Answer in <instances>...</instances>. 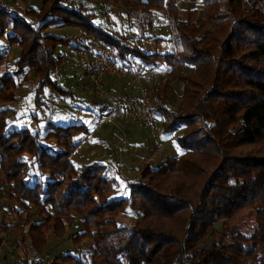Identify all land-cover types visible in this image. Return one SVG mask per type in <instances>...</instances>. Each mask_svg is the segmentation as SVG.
<instances>
[{"label":"trees","instance_id":"trees-1","mask_svg":"<svg viewBox=\"0 0 264 264\" xmlns=\"http://www.w3.org/2000/svg\"><path fill=\"white\" fill-rule=\"evenodd\" d=\"M64 1L44 0L40 10L26 12L39 30L0 11V35L9 31L21 48L17 75L28 67L41 85L58 88L54 53L64 40L46 29L59 25L80 27L124 59L165 64L157 122L179 154L157 167L145 163L140 180L128 182L129 196L115 199L109 166L72 160L89 133L84 125L56 126L44 136L6 133L3 105L16 100L18 80L0 75V170L8 199L18 206L12 211L25 213L27 238L20 237L33 254L28 263L88 264L72 248L52 252V243L68 238L77 252L92 244L90 264H264V0H201L202 15L195 8L183 18L178 0H98L129 14L163 13L175 46L167 54L130 46L128 38L97 26L95 14ZM176 82L181 104L173 111L168 99ZM246 209L255 215L250 235L237 227ZM129 210L140 219L125 225L120 216Z\"/></svg>","mask_w":264,"mask_h":264},{"label":"rangeland","instance_id":"rangeland-1","mask_svg":"<svg viewBox=\"0 0 264 264\" xmlns=\"http://www.w3.org/2000/svg\"><path fill=\"white\" fill-rule=\"evenodd\" d=\"M23 1L24 0H16L15 3H17L18 7L21 9H28ZM31 1L33 2V6L41 8L44 0ZM69 1L70 0H65L64 5L69 4ZM91 1L98 2L97 4H93V11L98 14L94 22L98 25L106 21L108 23L113 22V27L118 24L116 28H118L119 31L116 32V36L125 38H127L125 35L133 36V39L136 41L142 37L143 34L151 35V39H146L144 41L138 40L137 42L128 38L127 43L130 46L137 49L139 48L146 53L155 52L167 54L175 52V46L172 40V29L163 13L154 14L155 16H146L138 12L129 14L126 9L113 5L112 3L110 5V2L103 3L98 0ZM5 2L10 5V7L19 11L21 15H23V18L32 24L33 27H36L38 30L40 29L38 27V20H36L35 17L29 16L26 14L27 11H21V9L15 7V3L12 2L11 4L7 0H5ZM178 4L181 10L180 16L182 18L185 17L188 11L195 8H197L200 15H202L203 3L201 0H178ZM86 6V8H92V6L88 7L87 4ZM101 12L102 14H100ZM116 18H118L117 22H114L113 20ZM147 20L152 24L150 28L149 24H147ZM12 25L13 23L11 22L8 24V27L11 28ZM8 32L9 31H5L4 34L0 35V45L5 48V50L0 52V55L5 57L2 58V61L0 60L2 63L0 75L4 73L15 74L18 80V89L16 91V100L3 105V107L9 111L6 115V133L28 130L31 134L40 132V135L44 136L49 131H53L56 126L66 127L75 123L83 124L89 131V133L83 137V142L86 141L85 143L89 145L81 144L82 147L75 151L79 156L74 155V153L73 161L81 166L93 162H100L109 166L112 169L111 176L115 179L117 184L112 194L115 199L129 196L130 189L128 188V182H137L140 180V169L145 163L149 162L157 167L165 162L167 157L179 154V147L175 139H170L163 143L160 151L156 149L157 146L155 145H153L151 152H149L147 148L143 151L136 152L132 149V145L135 144L137 140L142 143L147 142L148 145V132L146 128H149L152 133L154 132V135H157L161 130L160 123H158V125L155 123L153 126H150L141 120L116 119L109 126H104L101 130H96L94 118L101 114L100 107L102 103L100 101L109 108L115 101H128L130 98H136V93L131 92L130 89L126 87V96H124L123 93L118 96V99H114V94L112 95L107 92L105 86L102 87L103 93H101V95L97 94L92 86H89V94L79 87V75H83L84 78L88 79L84 75L81 63V57L84 53L83 50L94 45L91 36L87 34L83 35V31L80 27L76 25H59L46 29L48 34L55 35L64 40L56 46L54 53L56 59H60V63L52 76V81L57 84L58 88L52 85H41V81L34 77V73H32L28 67L21 75H17L18 66L16 63L20 59L21 48L17 42H10L11 40L7 35ZM82 43H84L83 48L81 47V49H78L77 47H80ZM135 66L141 71L144 80H146H142L141 82L143 87H147L150 97L157 99L158 104H160L156 89L162 90L166 88L168 81L167 77L157 76L156 72L160 70L158 66L150 67L149 69H152L155 73L154 76H148V74L145 73L148 68H143L141 60L137 58L135 59ZM118 79L126 84L125 79ZM148 84L150 85L148 86ZM173 85L175 91L168 99L169 109L177 111L181 104L180 96L182 92L177 82ZM90 122L92 123L91 127ZM121 122L136 124H132L126 129H117L113 127V125L116 124H120L121 127ZM112 133H115L116 136H112ZM127 138L129 139L130 145L127 150L129 151L132 147L130 152L133 153L131 154L122 153L127 144ZM157 139L160 138L157 137ZM9 189L10 185L0 170V239H3V243L0 244V264H29L27 260L31 261L33 254L29 250V242L22 241L24 237L22 240L20 237V235H26V227L23 226L25 213L22 212L17 215L12 211V208L16 210L18 206L8 199ZM137 219H140V214L132 211L130 212V210L126 214L120 216L121 223L125 225H129ZM238 221L237 227L242 233L250 235L254 231L256 224L255 215L251 209H246L241 212ZM70 235L71 232L69 233V237ZM25 237L27 238V236ZM51 247L53 249L52 252L55 253L62 251L66 252L69 248H72L70 252L82 257L88 264L92 262V253L90 252L92 244L90 243L85 244L78 252L75 247L71 245L68 238H65L64 241L59 244L52 243ZM48 258L50 259L51 257Z\"/></svg>","mask_w":264,"mask_h":264},{"label":"built area","instance_id":"built-area-1","mask_svg":"<svg viewBox=\"0 0 264 264\" xmlns=\"http://www.w3.org/2000/svg\"><path fill=\"white\" fill-rule=\"evenodd\" d=\"M0 11L11 17L23 18V15L10 7L5 0H0ZM95 45L83 50L84 53L81 57L84 75L88 78L87 80L95 92L100 95L103 93L102 87L105 86L106 79L122 78L126 80V87L131 92L136 93V98H130L131 100L128 101H115L101 116L94 118L96 127L102 128L110 125L116 119L141 120L153 126L157 118L159 104L157 99L150 97L149 89L143 87L141 82L146 80L135 66V58L129 56L124 59L118 50L111 46H104L99 52H96L94 50Z\"/></svg>","mask_w":264,"mask_h":264},{"label":"crops","instance_id":"crops-1","mask_svg":"<svg viewBox=\"0 0 264 264\" xmlns=\"http://www.w3.org/2000/svg\"><path fill=\"white\" fill-rule=\"evenodd\" d=\"M8 2H10L11 4H12V2L13 3H15L16 2V0H7ZM24 2V5L26 6V7H28V9H21V8H19L18 7V4L17 3H15V7H18L19 9H21V11L23 10V11H29L30 9H34V10H40L41 8H36L35 6H33L32 5V1L31 0H24L23 1ZM65 3V1L63 2V4ZM98 2L97 1H95V2H93V1H91V0H70L69 1V4H67V5H65V6H67L68 8H70V9H79L80 11H82L83 13H87V14H95L96 15V17L98 16V14L97 13H95L94 11H93V4H97ZM86 4L88 5V7H91L92 6V8H86L87 6H86ZM110 5H111V3H110ZM92 11V12H91ZM100 14H102V12L100 13ZM101 18V17H100ZM101 19H103V18H101ZM117 19L118 18H116V19H114L113 21L114 22H117ZM106 21V20H105ZM148 21V20H147ZM167 22H168V20H167ZM95 23V22H94ZM96 24V23H95ZM147 24H149V28L152 26V24H151V22H149L148 21V23ZM97 26H99V27H101V28H103L104 30H106V31H108V32H111V33H114L115 35H116V32H118L119 30H118V28H116L117 26H118V24H116L115 25V27H113L112 25H113V22H102V24L101 25H98V24H96ZM148 28V29H149ZM83 33V32H82ZM83 35H85L84 33H83ZM127 38H129V39H131V40H134L133 39V36H127V35H125ZM92 39H93V42H94V50L96 51V52H99V50L101 49V48H103L105 45H101L99 42H97L93 37H91ZM146 39H151V35H148V34H143L142 35V37H140L139 39H137L135 42H137L138 40H140V41H144V40H146ZM83 46H84V43H82V45L80 46V47H77L78 49H81V47L83 48ZM142 67L144 68H148L146 71H145V73L146 74H148V76H154V71L151 69H149L150 67H148V66H146L145 64H143L142 63ZM158 67H159V71L158 72H156L157 73V76H159V77H165L166 76V73H167V67H166V65L165 64H160V65H158ZM157 67V68H158ZM150 74V75H149ZM105 90L107 91V92H109L110 94H114V99H118V96H120L121 94H123L124 93V96H126V90H125V88H126V84H125V82H122V81H120V79H118V78H108V79H106V82H105ZM78 85H79V87L84 91V92H87L88 94H89V90H90V85H89V82H88V80L86 79V78H84V76L83 75H79V80H78ZM101 103H102V105H101V107H100V111H101V114L99 115V116H101L107 109H108V107L102 102V101H100ZM131 123V122H130ZM155 123H157V125H158V123L159 122H157V120L155 121ZM81 124V123H80ZM132 124H136V123H132ZM132 124H128L127 122H121V127H120V124H116V125H113V127L114 128H117V129H120V128H124V129H126V128H128V127H130V125H132ZM83 125V124H82ZM91 125H92V123L90 122V127H91ZM106 126H109V125H106ZM105 126V127H106ZM104 127H102V128H97L96 127V130H101V129H103ZM146 130H147V132H148V136H147V141H148V145H147V142H144V143H142V142H140L139 140H137V142L135 143V144H133L132 145V149H134L135 151L134 152H136V151H143L144 149H148L149 150V152H151V150H152V147H153V145H155V146H157V150L158 151H160L161 149H162V144L163 143H165L167 140H170V138H168V137H166V135L165 134H163V131L162 130H160L159 132H158V134L156 135H154L152 132H151V130L149 129V128H146ZM112 136H116L115 135V133H112ZM157 137H159L160 139H157ZM88 140H89V138H88ZM127 144L125 145V149H124V151L122 152V153H128V154H131V153H133V152H130V149H129V151L127 150V148H129L130 147V145H129V139L127 138ZM86 142V141H85ZM85 142H83L82 143V145L83 144H86ZM88 142V141H87ZM91 142V141H90ZM155 142V143H154ZM154 143V144H153ZM82 145L79 147V148H81L82 147ZM86 145H89V144H86ZM90 146H92V145H90ZM78 148V149H79ZM131 149V150H132ZM74 155H78V153H75ZM79 156V155H78ZM78 156H76V157H78ZM146 159H149V158H146ZM72 160H73V156H72ZM145 160V159H144ZM93 163H99V164H103V163H100V162H93ZM103 165H105V164H103Z\"/></svg>","mask_w":264,"mask_h":264}]
</instances>
